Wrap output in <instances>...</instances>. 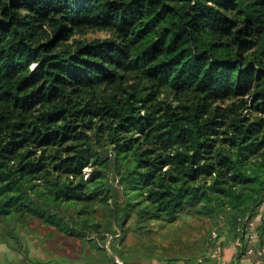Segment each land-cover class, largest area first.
Masks as SVG:
<instances>
[{"label":"trees","instance_id":"obj_1","mask_svg":"<svg viewBox=\"0 0 264 264\" xmlns=\"http://www.w3.org/2000/svg\"><path fill=\"white\" fill-rule=\"evenodd\" d=\"M263 205L264 0H0L14 264H240Z\"/></svg>","mask_w":264,"mask_h":264},{"label":"crops","instance_id":"obj_2","mask_svg":"<svg viewBox=\"0 0 264 264\" xmlns=\"http://www.w3.org/2000/svg\"><path fill=\"white\" fill-rule=\"evenodd\" d=\"M262 219H264V205L262 207V211L259 216L256 217L255 223L260 222ZM236 242H231L227 246L223 247L220 256L218 258L219 264H227L230 263L235 256L236 251ZM211 252V251H210ZM29 253L32 257H38L42 259H46V254L42 252L39 247L35 246L32 243H29ZM21 259V254L12 251L11 249L7 248V246L3 243H0V264H14V262H17ZM47 264H57L56 262H51ZM74 264H82L81 261H75ZM139 264H185L183 261H160V260H143ZM240 264H264V245L261 248L260 254H245L240 258Z\"/></svg>","mask_w":264,"mask_h":264},{"label":"rangeland","instance_id":"obj_3","mask_svg":"<svg viewBox=\"0 0 264 264\" xmlns=\"http://www.w3.org/2000/svg\"><path fill=\"white\" fill-rule=\"evenodd\" d=\"M96 35H101V33L100 32H97V31H91V32H88V34H86V36H88V37H93V36H96ZM186 223L188 224L189 228L194 229V230H197L198 229V225H203V224H206L207 222L205 220L202 221V220H199V219H196V218L188 217L187 220H186ZM194 230H193V232H194ZM54 237H56V234H54L52 236V238H54ZM51 245L54 246L55 244L53 243ZM42 246L43 247H39V249L43 252L45 249L47 250L46 247H48L49 245H48V243H46V245H42ZM72 249L74 250V248H72ZM210 251H211L210 252L211 254L212 253H217L216 247L215 248H212ZM220 252H221V250H220ZM219 256H220V254H219ZM211 257H213V256L211 255ZM218 258L219 257H217V256H214L213 257V259H215V261H216L217 264H219L218 263ZM72 261H73V264H74L75 261H80V260H79V257H77V256L75 257L74 256V258L72 259Z\"/></svg>","mask_w":264,"mask_h":264},{"label":"built area","instance_id":"obj_4","mask_svg":"<svg viewBox=\"0 0 264 264\" xmlns=\"http://www.w3.org/2000/svg\"><path fill=\"white\" fill-rule=\"evenodd\" d=\"M88 170H89V168H88V167H87V168L85 167V171L87 172ZM250 238H253V235H252V234L250 235ZM215 247H216L217 253H212V254L210 253V254H211L213 257H214V256L219 257V254H220V253H219V252H220V246H219V245H216ZM215 247H214V248H215ZM248 251H249V253L251 254V252H252L251 248H249Z\"/></svg>","mask_w":264,"mask_h":264}]
</instances>
